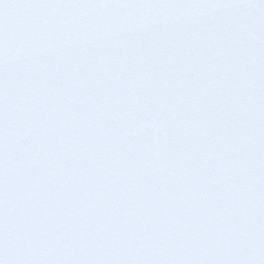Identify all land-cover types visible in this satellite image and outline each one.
<instances>
[{
    "label": "snow or ice",
    "instance_id": "obj_1",
    "mask_svg": "<svg viewBox=\"0 0 264 264\" xmlns=\"http://www.w3.org/2000/svg\"><path fill=\"white\" fill-rule=\"evenodd\" d=\"M0 264H264V0H0Z\"/></svg>",
    "mask_w": 264,
    "mask_h": 264
}]
</instances>
